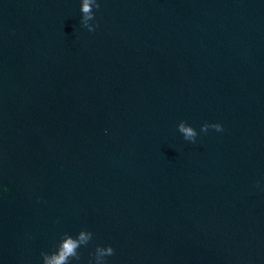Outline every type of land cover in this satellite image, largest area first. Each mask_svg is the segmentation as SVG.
Listing matches in <instances>:
<instances>
[{
  "label": "water",
  "instance_id": "water-1",
  "mask_svg": "<svg viewBox=\"0 0 264 264\" xmlns=\"http://www.w3.org/2000/svg\"><path fill=\"white\" fill-rule=\"evenodd\" d=\"M97 2L0 0V264H264V0Z\"/></svg>",
  "mask_w": 264,
  "mask_h": 264
},
{
  "label": "clouds",
  "instance_id": "clouds-1",
  "mask_svg": "<svg viewBox=\"0 0 264 264\" xmlns=\"http://www.w3.org/2000/svg\"><path fill=\"white\" fill-rule=\"evenodd\" d=\"M100 3L97 0H81L80 11L84 13V21L87 24L88 20L93 23L87 25L88 31L92 32L97 27L93 8H99ZM209 129H214L216 132L223 131V125L219 122L203 123L200 125V132L206 133ZM177 130L182 134L185 141L195 143L198 132L191 124L181 120L177 124ZM107 133V129H105ZM259 186L260 182H256ZM93 239V233L87 229H80L75 235L65 232L57 241L52 251H42V264H81L82 257L80 249L82 246H87ZM114 252L113 247L108 245L97 244L94 250L89 252V257L86 264H107V257Z\"/></svg>",
  "mask_w": 264,
  "mask_h": 264
}]
</instances>
